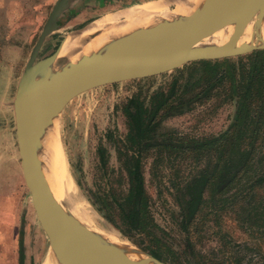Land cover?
I'll return each mask as SVG.
<instances>
[{
    "label": "rangeland",
    "instance_id": "374dc122",
    "mask_svg": "<svg viewBox=\"0 0 264 264\" xmlns=\"http://www.w3.org/2000/svg\"><path fill=\"white\" fill-rule=\"evenodd\" d=\"M142 1L113 0L78 24L62 27L45 38L38 58L52 52L68 31L82 28L105 11ZM164 1L173 8V0ZM36 38L37 34L24 41L0 39V264H17L18 241L22 264H42L50 249L24 180L11 109L21 63ZM23 43L22 54L16 55V46ZM249 53L208 64L191 61L160 74L119 79L79 92L65 103L59 131L67 169L96 228L130 242L112 223L124 227L114 201L127 194L126 168L137 159L146 205L143 228L131 231L136 245L152 251L162 264H264V188H247L260 173L258 159L264 164V93L253 94L255 85L244 101L243 115H248L243 117L244 123L229 127L245 85L241 68H246L252 56ZM168 92L164 104L143 124L138 141L125 113L126 109L133 113L135 106L127 100L134 96L147 107L153 93L152 104L157 94ZM258 112L263 119L255 125L252 140H243L252 153L234 179L238 181L218 191L207 183L202 202L183 228L180 216L185 184L203 168L222 165L229 158L226 153L220 159L216 156V149L229 148L223 141L208 146L193 145L192 141L217 136L229 128L250 131L248 117L253 119Z\"/></svg>",
    "mask_w": 264,
    "mask_h": 264
},
{
    "label": "water",
    "instance_id": "95a60500",
    "mask_svg": "<svg viewBox=\"0 0 264 264\" xmlns=\"http://www.w3.org/2000/svg\"><path fill=\"white\" fill-rule=\"evenodd\" d=\"M72 1L53 2L15 84L11 109L21 169L36 217L59 263L139 264L121 247L83 228L55 199L37 161L45 124L71 97L94 86L160 74L191 61L264 49L263 40L193 43L209 26L259 0H199L184 12L157 22L139 37L116 43L80 63L66 60L49 69L61 42L78 29L65 33L49 54L38 58V51L58 28V18ZM147 255L154 264H162Z\"/></svg>",
    "mask_w": 264,
    "mask_h": 264
},
{
    "label": "bare ground",
    "instance_id": "6f19581e",
    "mask_svg": "<svg viewBox=\"0 0 264 264\" xmlns=\"http://www.w3.org/2000/svg\"><path fill=\"white\" fill-rule=\"evenodd\" d=\"M198 1L173 0V8L169 9L168 3L164 0H145L114 11H105L61 42L57 57L49 69L66 60L80 63L95 57L100 51L109 49L116 43L139 37L157 22L184 12ZM244 40L264 41V0H259L244 11L217 21L200 33L193 43ZM57 111L45 124V132L39 140L37 153V161L53 196L83 228L121 247L139 264H154L147 254L129 241L119 238L111 231L95 227L86 202L78 193L77 186L67 169L59 131L60 111ZM42 264L61 263L57 261L51 249H48Z\"/></svg>",
    "mask_w": 264,
    "mask_h": 264
},
{
    "label": "trees",
    "instance_id": "16d2710c",
    "mask_svg": "<svg viewBox=\"0 0 264 264\" xmlns=\"http://www.w3.org/2000/svg\"><path fill=\"white\" fill-rule=\"evenodd\" d=\"M249 54L252 56L249 58L250 60L247 63L246 68H241L242 75L245 76V85L242 88V94L239 96V103L235 109L233 122L229 127L244 123L243 117L245 115L248 116L247 113L243 115L246 109L244 101L248 91L253 85H255L253 94L263 95L264 93V50H253ZM194 62H204L208 64L211 62V60H197ZM257 85L259 86L257 87ZM169 94L170 92L166 93L165 95L160 93L157 94L158 99H156L155 103L152 104L154 102L153 97L156 95L153 93L148 99L147 107H144L143 104L139 103L134 96L127 100V104H133L135 106L133 113H130L127 109L125 110V113L130 118L131 122H133L134 129L136 131L135 137L138 138V141H140V133L143 129V124H146L148 120L152 118L156 110L162 104H164ZM150 104L153 105V109L151 111ZM262 119L263 114L260 112H258L253 119L248 117L247 121L250 122L252 127L250 131H245L246 128L244 127H238L235 130L233 128H229L222 133H219L217 136H212L208 139L200 140L199 142L191 140L193 145L197 146H208L211 143L223 141V145L229 148L227 150H223L222 147L216 149V152H218V155L216 156L218 159H220L226 153L229 155V158L228 161L224 162L222 165L215 164L211 168H203L197 176H194L185 184V197L183 200L181 199V209L183 211H181L180 216V222L183 228L185 227L186 223L192 219L193 215L198 209V206L202 202V192L207 183L212 184L213 191H218L225 187L229 188L233 184V181H238V179H234L239 174L238 172L244 165L245 161L250 159L249 156L252 153V147L250 146L249 148H246L245 144H243V140L249 139V142L252 140L251 138L256 131L255 125L259 123V121H262ZM262 156L264 157V153ZM258 163H260L261 167L259 170L260 173L255 175L253 181H250L249 184H247L248 190H251V187L253 186L264 188V164L261 163V158L258 159ZM126 170L129 176L127 194L122 200L114 201V204L118 210V218H120L124 227H121L117 224L115 225L114 223L112 224L120 231L121 234L128 237L130 242L136 245L137 243H134L130 238L131 231H137L143 228L144 224L142 218L144 216L146 198L143 192V181L138 160L134 159V161L127 166ZM103 217L109 219L104 213ZM17 244V264H22L21 242L18 241ZM136 246L149 254L151 257L159 260V257L152 251H148L139 245Z\"/></svg>",
    "mask_w": 264,
    "mask_h": 264
},
{
    "label": "crops",
    "instance_id": "0c3cea01",
    "mask_svg": "<svg viewBox=\"0 0 264 264\" xmlns=\"http://www.w3.org/2000/svg\"><path fill=\"white\" fill-rule=\"evenodd\" d=\"M55 0H0V39L30 40L38 35L48 12ZM113 0H74L62 11L59 26L51 34L64 26H73L87 19ZM101 2V3H100ZM100 4V5H99ZM24 43L16 46V55L22 54ZM19 52V53H18ZM24 61L21 63L20 72Z\"/></svg>",
    "mask_w": 264,
    "mask_h": 264
}]
</instances>
